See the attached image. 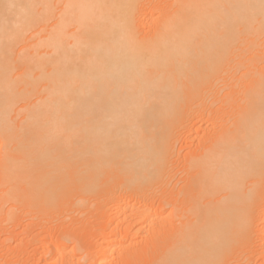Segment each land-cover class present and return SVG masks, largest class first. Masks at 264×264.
<instances>
[{"label": "bare ground", "instance_id": "6f19581e", "mask_svg": "<svg viewBox=\"0 0 264 264\" xmlns=\"http://www.w3.org/2000/svg\"><path fill=\"white\" fill-rule=\"evenodd\" d=\"M46 1L0 0L3 201L22 198L31 219L46 199L64 219L106 201L98 235L115 237L82 252L109 264L160 221L164 205L141 203L142 190L181 183L170 242L149 264H249L257 252L264 264L250 234L264 235V0ZM197 120L220 128L173 168L176 123ZM53 234L39 264L71 242L57 233L48 249Z\"/></svg>", "mask_w": 264, "mask_h": 264}, {"label": "rangeland", "instance_id": "374dc122", "mask_svg": "<svg viewBox=\"0 0 264 264\" xmlns=\"http://www.w3.org/2000/svg\"><path fill=\"white\" fill-rule=\"evenodd\" d=\"M42 2H44V0H40L39 3L34 2L36 4V10L40 8ZM45 5L49 6V5H51V3H49L47 0L45 2ZM36 14H37V12H36ZM226 93H227V91L222 92V96H224ZM197 122L198 123L201 122V124L198 125ZM197 122H195L197 125L193 124L192 122L191 123L190 122L184 123L189 127L188 128L185 125V128L183 129V130H185V132H184V131L177 129V125L181 124V122L177 121L175 131H178L180 133L179 136H181L182 138L180 137L179 139H181V140H178V142L176 143V146H175L176 147L175 148L176 149V155L173 156L172 159L170 160L173 168H179V167L182 168V165L184 164L183 161L188 159L189 157H193L194 153L196 156L197 153H199V149L204 144H207V140H208L207 138H209L211 136L213 137L214 131L216 132L220 128V126H219L220 124L218 125V123H216L215 126H208L207 122H205V121L197 120ZM205 124H207V125H205ZM196 127H199V128H197L198 131L196 130ZM215 128H216V130H215ZM205 129H206V131H205ZM212 130H214V131L211 132ZM182 132H184V133H182ZM191 137H194V138H192L194 141L193 140L188 141ZM183 138L184 139L187 138L188 140L185 141ZM211 139L212 138H209L208 141H210ZM199 141H201V142L199 143ZM185 149H187V150H185ZM179 150H180V153L177 156V153L179 152ZM196 150H197V153H196ZM4 153H6L4 146L1 145V142H0V156H3ZM1 159L2 158H0V160ZM0 165H1V162H0ZM37 166L41 167L40 165H37ZM181 168L179 170H181ZM0 169H1V166H0ZM0 175L2 176V177L0 176V179L3 178L2 172H0ZM2 181L3 180L1 179L0 182L2 183ZM0 185H4V184H0ZM166 185L167 184H161V185H156L155 187L146 186L144 188V190H142L144 196H142L141 203L143 201H145L146 204L147 203L151 204V205L153 204L152 207H154V208L155 207L156 208H159V207L162 208V206L164 205L163 206L164 209L162 210L163 213L161 212L162 214L161 215L158 214L159 216L156 217L158 220H160L159 223H158V221H155L157 223L154 222L155 224L153 223L151 225V224H148V222L150 220H148V222H145L147 225L144 224L142 226V228H143L142 231L133 240V242H135V243L131 244L132 241H131V243H127L128 245L130 244L129 246L127 245L128 246L126 248L127 250L125 249V250L119 252L120 254L117 253L116 256L113 257L114 261L112 259L111 262H109V264H117V263L118 264H122V263H126V264H147L148 263L149 264L150 262H152V260L153 261L156 260L158 257H160L165 252V249L168 247V244L170 242V239H169L170 234H171L170 231H172L171 229L173 226L172 225L173 223H171L173 221H171L172 218L170 215L172 207H170L168 205H170V201H172V198L176 197L181 190H184V188L181 187L182 186L181 183L177 186H174L172 183L169 182V186H166ZM160 186H163V187H160ZM262 186L263 187H261L260 189H264V183ZM6 188H7L6 185H4L2 188L0 186V189L2 191L0 195L2 197H4L3 191L6 190ZM262 191H264V190H262ZM18 193H19V191H18ZM89 196L94 197L95 193L93 192V193L89 194ZM2 197H0V199H2V201H3ZM5 197L7 198L6 194H5ZM21 200H23V199L21 198ZM21 200H19V201L17 200V202L15 204H13L14 202L6 203L3 201L4 203H2L0 201L1 202L0 205H3L0 208L1 209L0 210V264H39V262H40V260H39L40 258L38 257V253L40 252L39 238L44 233L46 234L47 230L48 231L50 230V232L54 233L52 238H50V240L48 239L46 241L47 242L46 244L49 245L48 249H52L56 246V245L54 246V244H57V242H56V240L58 238L57 233L60 235V233L62 234L65 232V234H67V232H69V237L71 239V242H68L70 240L62 241L63 243L65 242L63 245L66 244V246H64V247L62 244H61L62 245L61 246L59 243L58 247L61 246V247H59V249L62 247L64 248V250H63V248L61 250L64 252L60 251V253H62V255L58 254L59 251H58V253H56L57 255L56 254L54 255V257L51 255L52 252L50 253V257H52V258H50L51 260L49 259V261L52 262L51 264H60V263L61 264H69L72 262L70 260L71 258L73 259V263H71V264H76L75 260L77 261V259H80V258H81V260H80V262H77L78 264H87V263L90 264V262H91V264H94L93 260L90 259L88 257V255L86 257V254L88 252H82V251L89 250L88 254L92 258V255L95 254V251L97 248V243H100L101 239L103 241H110L115 237V234H108L107 236H104L103 238H101L98 235L99 234L98 232H100L99 229L101 230V228H103V226H105L104 221H102L103 220L102 217L107 213L106 201L102 202V204H100L98 206L99 208H97V209L95 207H91V206L86 207L85 208L86 210L84 209L85 210L84 212L90 214L92 217H89L90 215L87 217H84V216H86V214H84V215H81L79 218L78 217H75V218H72V217L69 218L68 217V218L64 219L66 216L65 217L61 216L62 214L60 215L59 212H62V210H63L62 208L65 207V205H62L63 207L62 206H55L51 203V201L49 199H46V200H44V203L39 202L37 204V207L41 209V211H42V213H44V215H41L38 218L32 217L34 219H31V216H28V215L26 216V215H23L21 213V210L23 207V206H19V202H21ZM102 200H105V199H102ZM131 200H132V198H131ZM93 201H94V199H93ZM161 201H163V202H161ZM22 204H24V203H22ZM22 204H20V205H22ZM12 206L15 207L16 209L13 208ZM10 207H12L13 210H11ZM257 207H258L257 210L259 211L264 207V205H257ZM8 208H10V209H8ZM66 208H67V206L65 207V209ZM87 208H88V212H87ZM98 210H99V212H98ZM104 210H106V211H104ZM94 211L97 214L96 217H93L95 215ZM91 212L92 213L94 212V213L92 214ZM88 217H89V219H88ZM258 217L259 216L256 215V217L254 219V222L256 220V224H257ZM99 218H101V219H99ZM29 219L32 221H30ZM98 219L101 220V221H98L100 223L96 222ZM119 219L121 220L120 217L116 218L115 219L116 222L120 221ZM168 221H171V222H168ZM116 222L114 221V223H116ZM76 223L79 225H76ZM101 223H103L104 225H102ZM130 224L132 225V222L129 223V225H128L129 227L131 226ZM119 225L120 226L122 225L121 227L125 226V224H120V223H119ZM43 226H45L47 228L46 232H45V230L44 231L41 230L40 227H43ZM254 226H255V224L253 225L251 232H250L251 243H252V245H254L253 246L254 250L256 248V250L259 251V250H262V248L260 249V247L264 246V235L261 236L260 234H258L259 233L258 230L260 231V229H256ZM74 227L76 229H74ZM79 227H82V228L78 229ZM133 228L135 229L136 227L131 226V231L133 230ZM257 228H259V227L257 226ZM55 236H56V238H55ZM67 236H68V234H67ZM98 236H99V239H98ZM66 242H68L69 246L67 245ZM52 245H53V247L50 248V246H52ZM83 249H85V250H83ZM70 250H72V251H70ZM251 250H252V248H251ZM48 251L50 252V250H48ZM253 251H252V253H253ZM65 252H68L69 254L66 253L67 255H64L63 253H65ZM90 253L91 254L93 253V254L91 255ZM257 253H255L254 255H252L250 253L248 254L251 256V260H252V261H250V258L248 259L249 264H260L262 259H258V258H260V256L262 258V255L257 254ZM259 253H260V251H259ZM81 255H82V257H81ZM31 256H33V257L31 258ZM83 256L85 257V259H83ZM256 256H258V257H256ZM115 257L117 258V260ZM126 258H128V259H126ZM254 258H256V259H254ZM129 259L130 260L132 259L131 260L132 262H130ZM116 261H118V262L116 263ZM253 261H254V263H253Z\"/></svg>", "mask_w": 264, "mask_h": 264}]
</instances>
